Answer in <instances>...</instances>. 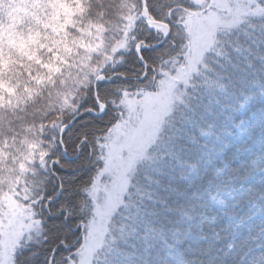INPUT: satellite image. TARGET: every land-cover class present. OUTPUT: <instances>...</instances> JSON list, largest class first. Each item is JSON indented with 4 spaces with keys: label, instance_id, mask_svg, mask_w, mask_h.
<instances>
[{
    "label": "clouds",
    "instance_id": "1",
    "mask_svg": "<svg viewBox=\"0 0 264 264\" xmlns=\"http://www.w3.org/2000/svg\"><path fill=\"white\" fill-rule=\"evenodd\" d=\"M246 2L248 11L236 13L230 10L235 7L233 0H172L171 7L157 16L150 0H135L134 13L101 7L93 16L95 5L89 0L87 14L77 19L107 25L115 18L123 23L119 47L112 51L106 29L97 33L105 41L98 50L76 51L83 34L70 28L60 39L76 42L71 54L61 52L71 66H63L64 71L44 85L37 83L35 77L42 69L26 49L34 47L32 33L49 22L50 6L31 5L38 20L21 25L19 32L5 29L0 34V82L14 89L11 94L3 92L0 110L20 117L19 124L5 125L0 131V149L7 153L0 160V191L10 189L18 202L31 206L30 222L35 225L20 232L11 264H36L34 244L37 236L46 232V217L61 214L64 219L75 218L80 235L60 239L65 253H61L59 264H196L182 253L179 257L167 253L153 257L150 251H129L135 248L130 241L140 233V221L154 214L147 205L166 203L157 199L158 177L181 165L185 150L181 141L194 145L214 134V125L208 120L213 107L240 96L264 103V0ZM4 7L7 10L10 5ZM149 16L155 24L147 23ZM140 31H147L153 39L141 38ZM48 35L51 41L57 40V36ZM84 38L96 43L94 36ZM49 42L45 40V44ZM133 52L138 63L131 71L119 70ZM39 54L50 59L47 51ZM117 77L120 83H115ZM105 86H111L108 95H103ZM89 95L95 107L87 103ZM155 100L161 101L162 107L153 103L155 115L150 119L148 105ZM88 113L98 120L81 130L76 151L89 146L87 156L77 163L91 171L78 187L75 200L53 209L57 194L64 191L55 168L65 166L55 155L56 148L67 152L65 136L82 117L88 119ZM39 124L44 125L41 136L56 165L43 169L37 181L34 177L40 170L32 165L21 170L19 163L26 150V136ZM146 127L147 139L135 159L112 167L113 147L124 144L115 130L136 132ZM121 156L127 159L126 149L122 148ZM95 175L105 180L103 191L93 196L89 189ZM179 178L185 177L180 173ZM57 180L60 183L50 194L49 181L56 184ZM246 203L237 227L247 224L248 230L240 238L226 233V251L218 249L207 264H257L258 258H264V192ZM97 221L102 228L92 234L91 225ZM49 264H54L51 258Z\"/></svg>",
    "mask_w": 264,
    "mask_h": 264
},
{
    "label": "trees",
    "instance_id": "2",
    "mask_svg": "<svg viewBox=\"0 0 264 264\" xmlns=\"http://www.w3.org/2000/svg\"><path fill=\"white\" fill-rule=\"evenodd\" d=\"M91 2L95 5L93 16L98 15L101 7L108 11L116 9L122 12L129 10L135 12V0H91ZM5 3L10 5L7 10L4 7ZM41 3L50 6L52 16L40 30L32 33L34 47L26 49L28 55L42 69L35 77L38 84L51 82L56 75L64 71L63 66H71L67 55H62L61 52L71 54L76 42L60 39L61 36H67L70 28L73 31L78 29L83 34L78 46H75L76 51L98 50V46L103 45L105 41L104 36L97 33H104L106 29L108 43L113 45L112 51H116L119 47V42L124 36L123 23L115 22V18L107 25L77 19L87 14L86 5L89 0H0V34H3L5 29L9 32L13 30L19 32L21 25L38 20L31 5ZM171 3L172 0H150L152 11L157 16L170 8ZM49 33L57 36V40L51 41ZM139 35L149 41L153 39L147 31H140ZM85 36H94L96 43H91L89 39L84 38ZM45 40L50 42L45 44ZM41 50L47 51L50 59L46 61L41 57L39 54ZM145 55L148 53L145 52ZM137 63L133 52L128 58L127 65L119 70L131 71ZM115 83H120L119 77L116 78ZM5 90L10 94L14 92V89L6 88L0 82V103L3 102ZM26 91L30 94L33 92L32 89ZM35 91L39 93V89ZM110 92L111 86H105L103 95H108ZM87 103L95 107L91 95ZM221 104L222 106H214L213 114L208 117L209 122L214 125V134L199 139L194 145L181 141L185 148L181 165L176 167L174 172L168 171L167 175L158 177L161 184L157 189V199L166 203L147 205V209L154 214L146 215L140 221V233L130 241L135 248H130L129 251L141 253L150 251L153 257L157 255L163 257L166 253L179 257L182 253L185 257L194 259L196 264L200 262L207 264L208 258L218 249L226 251L224 245L227 241L223 239L226 233L240 238L248 230L247 224L237 227V220L244 214L248 206L246 202L264 192V103L245 101L244 97L240 96L222 101ZM87 116L88 119L82 117L81 122L73 124L71 134L65 136L67 152L63 153L59 147L56 148L55 155L60 157L63 164L66 162L67 164L64 168L58 166L55 168L60 180L63 181L64 191L57 194V200L52 204L53 209L59 203L74 201L71 194L74 196L75 191H70V184L66 182L65 177L71 181L73 189L77 190L85 179L77 173L90 172L89 169H81L77 163L78 158L87 156L89 146L83 145L81 152L76 151L81 130L87 129L89 123L98 120L91 113ZM19 121L20 117L0 110V131H3L5 125L19 124ZM43 127V124H39L37 128L30 130V135L25 138L26 150L20 154L21 170L29 165L40 170V174L34 177L37 181L40 180L43 169L50 168L52 161V167L56 165L55 160L49 157L44 138L41 136ZM6 155L7 153L0 149V160ZM75 156L78 158L73 160ZM180 173L183 174L184 179L179 178ZM60 180H57L56 184L49 181L50 194L55 192ZM61 215L46 217V227H52L51 222H55V226L58 227L54 230L57 232L55 235L60 236L54 243L50 242L52 248L58 245L62 237L73 239L80 233V228L73 233V229L79 227L75 218L64 219ZM217 235L221 237L220 240L216 239ZM61 253H65L63 246H59L54 264L62 261ZM39 254L43 259L45 253L39 252ZM42 259L39 258L38 261L44 264ZM261 260L264 258H258L257 264H260ZM38 261L36 264L39 263Z\"/></svg>",
    "mask_w": 264,
    "mask_h": 264
},
{
    "label": "rangeland",
    "instance_id": "3",
    "mask_svg": "<svg viewBox=\"0 0 264 264\" xmlns=\"http://www.w3.org/2000/svg\"><path fill=\"white\" fill-rule=\"evenodd\" d=\"M233 3L235 4V7L230 9L233 12L236 13H243L248 11L247 2L246 0H233ZM151 20L150 18H148ZM210 23H212L210 21ZM159 28L158 26H156ZM155 103L162 107V102L159 100L150 101L148 105V113L150 116V119H154V113L152 112L151 105ZM148 128L146 127L143 131H136V132H125L123 129H117L115 130L116 135L119 137L124 138V144L123 146H114L113 151L111 153L110 157V164L112 167L122 166L125 164H130L135 157L140 153L148 134ZM123 149H126L127 151V159H123L121 156V151ZM42 155V154H41ZM68 157V156H67ZM78 156H75L72 158L73 160H76ZM78 158V160H80ZM68 161V160H67ZM53 163V161H52ZM52 163L50 164V168L52 167ZM67 164V162H66ZM64 164V165H66ZM49 167V166H48ZM23 170V169H22ZM91 171V169H89ZM83 176V178L87 177L89 175V172L85 173H77V175ZM66 178V182L70 184L69 189L70 191L74 192V196L71 194V198L75 200V197L79 195L77 190L73 189V186L71 184V181ZM95 179V183L92 184V187L89 189V191L92 193L93 196L97 192H101L104 189V180L105 177L102 175H95L93 177ZM68 197V196H67ZM57 200V199H56ZM32 212L31 206H28V208L25 207L23 203L18 202V198L15 197L11 190H3L0 191V264H11V257L12 252L14 250V246L17 243L18 236L22 230L25 228H33L35 225L30 222V214ZM58 216V215H57ZM62 217V215H61ZM52 227H46V232L44 233V236L47 237V239H44V236H37V239L34 244V249L37 250V256L36 261L42 259L41 254L39 252L45 253L44 255V264H49V259L51 258L53 261L57 255V250L59 249V243L56 247L52 248L50 242L55 240H58L59 237L56 236L57 234L55 229H58L57 226H55V222H51ZM64 225H67L64 223ZM60 228V225H59ZM79 228L73 229V233L79 231ZM102 228V225L99 221L91 225V233L95 234L98 233ZM80 233H78V236ZM55 237V238H54ZM92 243V236L90 235L89 240L87 241V244ZM50 249V251L48 250ZM39 262V261H38ZM37 263V262H36ZM40 263V262H39ZM38 263V264H39ZM41 264V263H40Z\"/></svg>",
    "mask_w": 264,
    "mask_h": 264
},
{
    "label": "water",
    "instance_id": "4",
    "mask_svg": "<svg viewBox=\"0 0 264 264\" xmlns=\"http://www.w3.org/2000/svg\"><path fill=\"white\" fill-rule=\"evenodd\" d=\"M147 23H148V24H155V21H153V20H149V19H148ZM155 26H160V25L157 24V25H155Z\"/></svg>",
    "mask_w": 264,
    "mask_h": 264
}]
</instances>
